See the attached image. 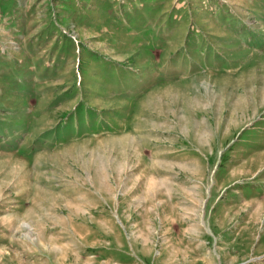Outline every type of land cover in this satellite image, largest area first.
<instances>
[{
  "label": "rangeland",
  "instance_id": "374dc122",
  "mask_svg": "<svg viewBox=\"0 0 264 264\" xmlns=\"http://www.w3.org/2000/svg\"><path fill=\"white\" fill-rule=\"evenodd\" d=\"M0 264H264V0H0Z\"/></svg>",
  "mask_w": 264,
  "mask_h": 264
}]
</instances>
